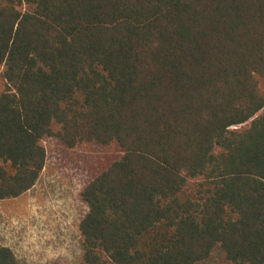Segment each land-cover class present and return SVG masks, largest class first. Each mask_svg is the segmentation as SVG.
Here are the masks:
<instances>
[{"label": "trees", "instance_id": "1", "mask_svg": "<svg viewBox=\"0 0 264 264\" xmlns=\"http://www.w3.org/2000/svg\"><path fill=\"white\" fill-rule=\"evenodd\" d=\"M47 138L103 150L80 264H264V0H0V199Z\"/></svg>", "mask_w": 264, "mask_h": 264}, {"label": "rangeland", "instance_id": "2", "mask_svg": "<svg viewBox=\"0 0 264 264\" xmlns=\"http://www.w3.org/2000/svg\"><path fill=\"white\" fill-rule=\"evenodd\" d=\"M45 167L33 187L0 199V242L25 264H80L79 223L87 206L80 192L91 180L103 154L101 147H67L55 138L44 140ZM197 264H229L217 247Z\"/></svg>", "mask_w": 264, "mask_h": 264}]
</instances>
